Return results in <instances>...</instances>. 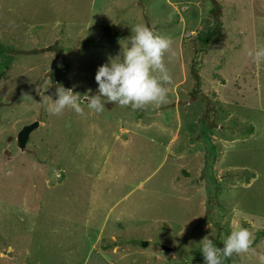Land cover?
<instances>
[{"label":"rangeland","instance_id":"rangeland-1","mask_svg":"<svg viewBox=\"0 0 264 264\" xmlns=\"http://www.w3.org/2000/svg\"><path fill=\"white\" fill-rule=\"evenodd\" d=\"M137 24L173 40L166 104H40L62 67L49 47L77 52L69 88L95 95ZM0 43L14 49L0 62V264H205L203 238L222 248L240 227L256 253L236 264H260L264 63L249 53L264 45V0H0Z\"/></svg>","mask_w":264,"mask_h":264},{"label":"clouds","instance_id":"clouds-1","mask_svg":"<svg viewBox=\"0 0 264 264\" xmlns=\"http://www.w3.org/2000/svg\"><path fill=\"white\" fill-rule=\"evenodd\" d=\"M131 32L125 41L127 46H122L121 54L109 57L108 62L98 68L95 95L91 94V89L81 95L74 88L58 85L56 98L44 95L40 104L52 115H60L66 109L82 115V104L97 114L104 112L106 104L130 107L133 111L166 104L167 85L172 83V75L166 66L165 56L171 53L173 40L144 24H137L131 28ZM249 55L254 63H264V45L258 46ZM252 245L253 233L248 228L240 227L231 231L222 248L205 236L200 250L205 264H223L225 258L234 254H255L256 249ZM259 260L260 264H264V253L259 254Z\"/></svg>","mask_w":264,"mask_h":264},{"label":"trees","instance_id":"trees-1","mask_svg":"<svg viewBox=\"0 0 264 264\" xmlns=\"http://www.w3.org/2000/svg\"><path fill=\"white\" fill-rule=\"evenodd\" d=\"M104 30H106V33H109L110 27H108V26L104 27ZM124 35L125 34L119 35L116 32L115 34H113V38L114 37H122ZM207 35H209V33H207ZM108 37H111V35L108 34ZM202 39H204L203 42L204 41L206 42V40H207V38H205V37L202 38ZM96 43H97L96 40H93V39L92 40H88L86 42L85 47L87 45L91 46V47H94V46H96ZM47 50L48 51H54L56 56L59 57L61 59V62H62V67L53 68V70L48 74V76L50 78V81H52L54 83H57L58 85H62L65 88H69L67 77H68V75L70 74V72L72 70L70 58L73 56V54L75 55L77 52H74L73 49H66L64 47L57 48V44L52 46V47H49ZM13 52H14L13 48H10V47L0 43V62H2L3 67H9L10 66L11 60L10 59L7 60L9 58V56H7V55H9L10 53H13ZM201 55H202L201 53H200V55H198V60L200 59ZM195 63H196L195 64L196 65V70L198 71L199 68H200V64H197L198 63L197 61H195ZM236 258H237V255L235 254L232 257V259L229 260V262L227 264H236Z\"/></svg>","mask_w":264,"mask_h":264},{"label":"water","instance_id":"water-1","mask_svg":"<svg viewBox=\"0 0 264 264\" xmlns=\"http://www.w3.org/2000/svg\"><path fill=\"white\" fill-rule=\"evenodd\" d=\"M40 124L39 122H35L33 124L27 125L25 126L19 133L18 135V142L20 145L21 149H24L29 141V138L32 134L33 131L37 130L39 128ZM148 244L146 243L145 246H147ZM164 251H171L172 249L168 248V247H163Z\"/></svg>","mask_w":264,"mask_h":264}]
</instances>
